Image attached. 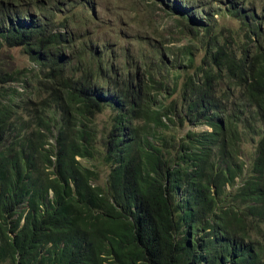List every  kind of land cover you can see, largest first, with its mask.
Here are the masks:
<instances>
[{
	"label": "trees",
	"instance_id": "1",
	"mask_svg": "<svg viewBox=\"0 0 264 264\" xmlns=\"http://www.w3.org/2000/svg\"><path fill=\"white\" fill-rule=\"evenodd\" d=\"M73 2L0 0V49L38 73L19 93L0 72V264H264V0L173 1L166 40L141 9L145 47L100 51ZM221 12L239 30L214 32ZM186 28L198 64L164 46Z\"/></svg>",
	"mask_w": 264,
	"mask_h": 264
},
{
	"label": "rangeland",
	"instance_id": "2",
	"mask_svg": "<svg viewBox=\"0 0 264 264\" xmlns=\"http://www.w3.org/2000/svg\"><path fill=\"white\" fill-rule=\"evenodd\" d=\"M173 1L177 3L178 0H170L169 8L164 4L156 0L155 2L151 0H74L72 8L73 11H78L82 8L78 3L85 2L86 6L84 9H87L86 15L88 17H95V21L92 25H95L98 29V36L94 37V43L92 47L97 51L103 50V45H111V48L115 45H129L130 49H134L136 40H139L140 44L144 46L142 41L146 37H150L149 31L145 30L144 24L142 21V11L145 12V17L148 13L151 15V22L158 27L157 35L159 38L166 40L169 38L167 33V26L170 24V21L166 18L162 19V16L165 17L163 9L166 11V14L171 16L174 15L173 10L171 9ZM182 0V7H188L189 2ZM253 1L256 0H246ZM189 3V4H188ZM224 3V2H223ZM219 4L217 7L222 6ZM194 7V6H193ZM191 9V7H189ZM173 9H175L173 5ZM257 9H260L258 6ZM191 11L188 12L190 14ZM216 24L213 27L214 32L223 33L225 29L230 30H239V24L236 22L238 20H233L228 14L221 12L217 16H213ZM182 37H179L178 40L171 44H164L166 49L168 47L180 48L185 44L186 41H189L193 45V52L195 54V63L198 64L202 57V49L196 53V49L201 45V42L205 40V37L200 34H195L189 32L186 29L182 30ZM133 39V41L131 40ZM204 44H202L203 46ZM31 63L29 62L27 56L23 54L20 48H10V49H0V72H6L12 74L16 72L17 81L8 82L3 87L16 89L19 93H29L33 92L35 86V77L37 72L30 70ZM33 69H36L33 66ZM26 76V85L21 82V78ZM20 80V81H19ZM111 112L109 109H105L101 114H98L95 117V125L97 130L104 132L108 130L111 121ZM186 130H192L188 126H183L182 130H177L175 135L181 136ZM205 130L204 127H198L193 131ZM172 134V132H166ZM51 142V141H50ZM252 147L249 143H246L242 146V160L246 162L247 159L251 156ZM97 167L98 180L97 185L103 186L105 183V177L108 173V167L100 163V159L92 162ZM85 166H90V163L85 162Z\"/></svg>",
	"mask_w": 264,
	"mask_h": 264
},
{
	"label": "clouds",
	"instance_id": "3",
	"mask_svg": "<svg viewBox=\"0 0 264 264\" xmlns=\"http://www.w3.org/2000/svg\"><path fill=\"white\" fill-rule=\"evenodd\" d=\"M257 10H259V9H257ZM188 127H190V126H188ZM198 127H204L205 130H199V131H196V132L210 131V129L208 127H206V126H196V127H190V128L192 129L191 131H193L194 129H196ZM235 181L238 182V179H235Z\"/></svg>",
	"mask_w": 264,
	"mask_h": 264
}]
</instances>
